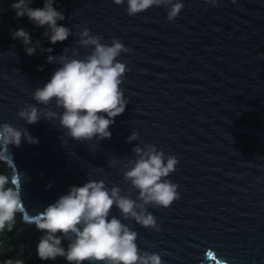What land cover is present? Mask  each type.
Instances as JSON below:
<instances>
[{
  "label": "water",
  "instance_id": "obj_1",
  "mask_svg": "<svg viewBox=\"0 0 264 264\" xmlns=\"http://www.w3.org/2000/svg\"><path fill=\"white\" fill-rule=\"evenodd\" d=\"M13 2L0 0V123L38 139L10 146L12 166L28 178L21 186L22 221L32 224L87 179L127 194L121 166L135 158L133 147L151 143L178 158L169 179L180 198L168 209H148L159 233L124 221L138 233L139 248L158 253L163 264H264V0H218L215 6L183 0L173 23L158 7L129 17L111 0H54L65 16L57 24L73 31L56 44L43 37L46 26L18 19ZM43 3L33 0L29 7ZM73 26L131 49L119 58L128 69L121 87L129 103L114 118L111 138L98 143L72 141L56 121L28 125L16 115L35 104L31 93L58 67L47 56L75 46ZM19 28L39 41L34 55L11 38ZM47 48L52 52L41 51ZM90 50L80 49L81 57ZM132 131L138 139L128 143ZM112 215L119 217L118 210Z\"/></svg>",
  "mask_w": 264,
  "mask_h": 264
},
{
  "label": "clouds",
  "instance_id": "obj_2",
  "mask_svg": "<svg viewBox=\"0 0 264 264\" xmlns=\"http://www.w3.org/2000/svg\"><path fill=\"white\" fill-rule=\"evenodd\" d=\"M33 0H14L11 10L16 17H27L36 27H45L43 37L49 43L65 41L73 31L58 21L65 16L54 7V0H44L42 8H31ZM116 6H124L129 17H135L153 8L166 10V19L173 23L184 8L183 0H111ZM218 0H204L215 6ZM237 0H231L235 4ZM75 46L65 47L62 54L48 55L46 62L58 67L43 87L31 93L35 104H25L17 112L19 120L35 125L41 119L56 121L64 135L72 141L89 143L110 139L109 128L114 118L125 111L129 103L121 87L128 71L120 61L122 54L131 49L116 38L102 42L99 35L90 33L87 27H79ZM19 39L27 55H34L40 48L33 43L23 28L11 33ZM80 49H91L81 57ZM51 53L52 49H41ZM71 51V55H67ZM38 71L43 70L39 66ZM57 110L50 109V105ZM37 105L43 106L38 108ZM138 139L132 131L127 141ZM22 143L36 144L26 128L12 123H0V231L11 230L16 215L22 209L21 186L27 177L12 166L10 146L19 148ZM134 159L121 166L122 180L129 187L127 194L113 184L110 188L103 180L87 179L82 186H72L41 213L32 218L37 231L42 233L36 251L41 261L63 258L66 264H163L161 256L145 251L137 244L138 233L124 221H132L144 229L160 232L157 217L148 209H168L180 198L178 185L169 179L179 163L175 154H166L154 144L132 148ZM116 161H112L115 164ZM102 171V169H97ZM50 187V185H49ZM132 193H136L132 198ZM119 217L112 215V209ZM67 241V246L64 242ZM15 264H23L16 261Z\"/></svg>",
  "mask_w": 264,
  "mask_h": 264
},
{
  "label": "trees",
  "instance_id": "obj_3",
  "mask_svg": "<svg viewBox=\"0 0 264 264\" xmlns=\"http://www.w3.org/2000/svg\"><path fill=\"white\" fill-rule=\"evenodd\" d=\"M41 236L34 223L23 222L18 213L12 229L6 227L0 231V264H15L16 261L23 264H66L63 258L55 261H41L38 258L36 246ZM64 246H67V241Z\"/></svg>",
  "mask_w": 264,
  "mask_h": 264
}]
</instances>
